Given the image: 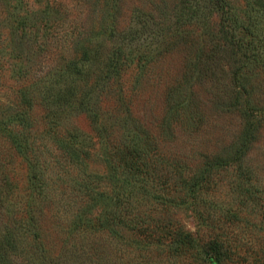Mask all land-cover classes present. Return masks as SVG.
Here are the masks:
<instances>
[{
    "label": "rangeland",
    "instance_id": "obj_1",
    "mask_svg": "<svg viewBox=\"0 0 264 264\" xmlns=\"http://www.w3.org/2000/svg\"><path fill=\"white\" fill-rule=\"evenodd\" d=\"M226 3L234 37L213 0H0V248L16 235L12 264H211L137 244L119 214L220 242L217 264H264V48L250 62L242 28L264 44V0ZM247 106L263 120L243 165H215ZM121 145L138 149L133 174L104 155ZM105 194L123 207L116 231L76 223L100 216Z\"/></svg>",
    "mask_w": 264,
    "mask_h": 264
},
{
    "label": "trees",
    "instance_id": "obj_2",
    "mask_svg": "<svg viewBox=\"0 0 264 264\" xmlns=\"http://www.w3.org/2000/svg\"><path fill=\"white\" fill-rule=\"evenodd\" d=\"M213 2L216 5V9L225 16L221 24L223 34H231V36L234 37V35H232V32L229 30L231 15L229 14L230 7L226 3V0H213ZM242 28L245 32H247L248 36H250V39L249 41H246V44H248L249 47L251 46L250 48H252L253 50L252 52H249L251 57L249 61L257 63V57H259L260 54L257 57L255 56V47L260 46L264 48V44L259 42V40H257L258 38L253 36V30L251 29L252 27H250L248 24L243 23ZM262 67L264 68V58ZM260 111L261 110L259 109L249 108L248 106L244 107V109L241 111V114L245 121L242 129V135L237 142V146L234 149L235 151L233 152L232 157L227 159V161L223 160L216 163L215 165L223 166L226 164L228 166H231L232 164H237V167H241L243 165L242 161L244 160L246 151L249 149L252 137L254 136L255 132H257L260 126V122L263 120V116L260 114ZM16 149L20 150V147L17 145ZM137 153L138 149L135 150L133 147L129 148L126 145H121L115 147L113 151H107V154H109L110 157L106 155V153L104 155L108 157L107 159L109 160L113 159L117 161L116 167H119L120 164V167L122 169L127 170L133 174L138 170V167L140 166V163L136 158ZM108 196L109 195L107 194H105L104 196L106 200V209L100 216L95 217L93 221L90 218L81 219V217H79L76 223L78 221L84 222V225L87 228L91 227L94 230L100 229L103 231L109 230L114 233L116 230H114L112 227V223L109 220V215L115 212L116 209L120 210L123 213V207L121 206V203H119L118 196H111L109 197V199ZM119 217L120 214L118 215L117 221L120 224H123L122 227H127L130 231H132V234L136 237L135 242L143 246H149L150 244L154 243V245H164L168 253L171 251H187L191 255L193 253H195L196 256L197 254H199L202 259L210 261L211 264H217V255H221L222 252H225L226 249L225 248L222 251L221 243L216 241L201 245L199 241H197V238L190 231L185 230L181 226H177L169 221L164 223L158 222V224H151L150 221H146L145 219H128L126 221L123 218L119 220ZM31 219L32 217L27 221V225H29V227L26 228L27 230H31V228L33 227L34 222ZM1 240L4 245V249L0 248V264H12L11 257H8L6 248L13 250L14 248H16L17 244L20 243V241L16 237V235L10 231L5 232ZM214 255L215 258H212L211 256ZM230 255H232V253H230Z\"/></svg>",
    "mask_w": 264,
    "mask_h": 264
}]
</instances>
